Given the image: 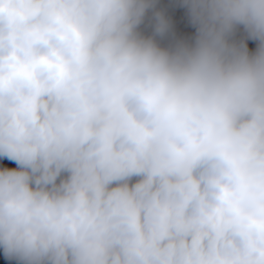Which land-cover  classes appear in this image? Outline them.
<instances>
[{
    "label": "clouds",
    "instance_id": "9594fccd",
    "mask_svg": "<svg viewBox=\"0 0 264 264\" xmlns=\"http://www.w3.org/2000/svg\"><path fill=\"white\" fill-rule=\"evenodd\" d=\"M0 264H264V0H0Z\"/></svg>",
    "mask_w": 264,
    "mask_h": 264
}]
</instances>
